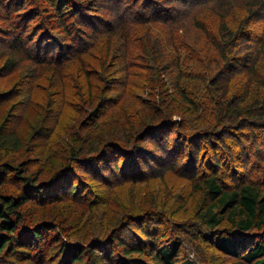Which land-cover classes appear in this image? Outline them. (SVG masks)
<instances>
[{"label": "trees", "instance_id": "obj_1", "mask_svg": "<svg viewBox=\"0 0 264 264\" xmlns=\"http://www.w3.org/2000/svg\"><path fill=\"white\" fill-rule=\"evenodd\" d=\"M213 1L218 6L216 16L202 21L197 9L211 0H0L4 16L9 18L15 11L12 17L22 20L9 24L3 30L4 37H0L12 53L5 57L0 75L8 76L15 69L17 59L13 54L23 51L33 58L28 52L34 39L40 43L36 44L35 56L39 57L38 51L44 55L35 57L37 61L60 75L41 73L47 88H60L55 92L57 106L48 107V120L45 107L37 106L31 97L24 103L18 100L17 96L27 94L34 85V78L19 86H26L25 91L18 88L0 95L1 112L6 101L25 107L12 111L4 121L0 119V264H196L184 256L175 234L181 230L177 225L185 220L176 222L177 208L166 210L168 201H156L161 197L149 191L144 194L149 211L142 210L140 215L124 212L127 204L111 198L115 204L108 207L111 215L105 218L110 227L100 237L87 231L93 214L85 216L87 222L80 228L86 232L76 239L68 235L70 231L79 233V228L72 225L76 217L72 209L38 213L24 208L27 202L44 208L70 201L90 209L97 207L99 198H108L112 190L164 177L168 171L191 180L190 195L201 194L202 205L194 223L202 244L245 264H264V178L258 182L250 178L257 164L250 165V149L242 142L248 131L245 141L262 145L264 100L254 98L241 104L246 100L244 92L218 104L211 123H191L185 118L187 110L197 114L199 105L194 99L201 91L213 87L225 94L230 80L241 73L248 76L249 85L259 82L264 86L259 70L264 64V26L256 27L257 22H264V0H253L259 7L236 0ZM101 4L110 18L98 20L93 15ZM48 8L52 12L45 16ZM185 17L194 18L189 26L202 37L181 34ZM151 23L167 29L158 37L152 36L146 28ZM136 25L142 33H131ZM22 28L27 29V38L20 33ZM61 39L70 43L68 50H64L66 44ZM154 43L159 46L151 51L149 46ZM89 50L98 56L97 67L86 65V57H82ZM71 57L78 59V66L69 68L71 73H78L75 77L60 70ZM141 59L159 60L160 70L168 76L160 83L161 91L163 80L172 83L176 98L187 110L174 109L163 115L138 95L140 89L141 94L145 92L146 85L139 80L132 84L131 78L135 61ZM112 67L116 77L107 73ZM156 81L153 78L148 82ZM75 106L73 114L69 108ZM27 107L39 114L34 124H27ZM125 107L127 113H122ZM109 109L110 114L104 117ZM113 113L111 121L121 124L122 131L118 134V129H112V135H122L124 124L129 127L123 140L108 143L100 131L103 119H110ZM69 114L76 125L62 128L65 124L61 126L59 120ZM136 127L142 129L141 133ZM85 129L88 135L83 137ZM232 146L238 147L237 151ZM36 155L46 166L41 165L38 175L33 176L29 170ZM226 159L228 173L223 170L222 160ZM181 162H186L192 173H183V167L178 166ZM108 167L113 171L109 178L105 174ZM95 180L104 188L97 190L99 195L90 196L97 188ZM4 182L13 185L11 189H6ZM42 255V260L35 259Z\"/></svg>", "mask_w": 264, "mask_h": 264}, {"label": "rangeland", "instance_id": "obj_2", "mask_svg": "<svg viewBox=\"0 0 264 264\" xmlns=\"http://www.w3.org/2000/svg\"><path fill=\"white\" fill-rule=\"evenodd\" d=\"M211 0L210 3H204L200 9L198 10V14L197 17L202 20V21H206L207 17L212 15V16H216L217 13V9L218 6L217 4ZM238 4H243L246 3L248 5L253 6L254 1L253 0H236ZM3 3L1 2L0 8L2 7ZM257 7H259L258 4H256ZM98 11H95V13H93L94 16H96V18H98V20H103L107 17L110 18L111 14L110 12L105 13L103 11V5L101 4L100 6L97 5ZM21 9V7L19 8V10ZM152 7L149 8V10H151ZM9 10V9H8ZM48 11H44V15H48L49 12H52V10H50V8L47 9ZM2 11L5 10H1L0 9V37H4V33L3 30L6 29V27H9V24H11L12 22H17L18 24H20L22 22V20H20L19 18L16 19V17H12L14 14L15 15V11H11L10 17L8 18V15H3L5 13H1ZM194 11V10H193ZM90 14V13H89ZM9 19V20H8ZM96 20V19H95ZM185 22L181 24V28L182 32L181 34H185L188 37H192V36H197V37H202L201 35H199L197 32L192 31V27L189 26V23L194 21L192 19H188V18H184ZM55 21V20H54ZM53 21V22H54ZM210 23L211 26L214 25L213 21H208ZM14 24V23H13ZM264 26V22L261 24V22H257L256 27H262ZM132 31H135V33H142V31H140L141 27L139 25L136 26H132ZM26 28V27H25ZM22 28L20 33L26 35L25 38H27V29ZM148 29V31L150 32V34L152 36H156L158 37L160 32H163L167 29V27L165 26H158V24H150V27H146ZM18 29V28H17ZM262 30V29H259ZM17 32V30H16ZM91 32V31H90ZM167 32V31H166ZM11 37L12 35L9 34ZM11 37L9 38V40L11 39ZM106 36L102 37L103 41H106ZM153 39L155 37H152ZM6 41V40H5ZM4 40L2 41L0 39V70H2V66H3V62L5 61V57L10 54H12L10 51H7V43ZM62 41V39H61ZM91 42V41H89ZM63 44H66V47L64 50H68V46L70 43H67V41L63 42ZM36 44H40L38 43V40L34 39V43H32L30 45V50L28 53H30L31 55H33V58L30 59L29 57H26L24 52L21 51L22 53H16L13 54L12 56L17 59V63H16V67L13 70L12 73H10V75H0V95L9 92V91H13L16 90L18 88H21L22 91L26 90V86H22L19 87L22 83H25L29 80H31L32 78H34V85H32L29 89V91H27L28 93L25 95H21V96H17L18 100H20L19 102H21V100H23V103L25 102V99L27 98V101L30 100L31 97V101H35L37 103V106L39 104V106H42L43 108L45 107V110H47V120L50 119V109L48 108L50 105L57 106V102H55V99L57 98L56 93L58 92V90H60V88L57 87H53V89H51L52 87L49 86V88H47L46 85V81L43 79V76H41V73L49 75V74H54L56 77L60 76L57 75L59 74V71L54 70H48V69H44L46 68L45 64H43L42 62H38L36 58L41 59L44 55L39 52V57H36ZM158 44L154 43L152 45L149 46V49L151 51L156 50L158 48ZM55 51V50H53ZM90 54V55H89ZM89 55V56H88ZM28 56V55H27ZM68 56V55H66ZM36 57V58H35ZM82 57H86V65H91L92 67H97L94 64L96 63V59H97V54L94 52V50H89L88 54L86 55H82ZM68 60V61H67ZM67 62H65L64 64H62V67H60V70H63L64 75H67L68 73H71V69H73L75 66H78V59L77 57L74 58H67ZM135 66V75L132 76L131 80H132V84L139 80V82L143 83V85H146L145 88V92L143 94H141V89L138 92V95L141 96V98L143 100L146 99V102L149 106L158 107V110H161V112L163 113V115H168L170 113L173 112L174 109H176L177 111L179 110H184V109H188L187 106L183 105L180 102V99L176 98V95L174 93V91L171 88V84L170 82L164 81L166 79H168V76H166L165 73H163L160 66H158L160 64L159 60L157 62H149L146 59H141V60H137L134 63ZM53 66L49 67L52 68ZM115 67V66H114ZM111 69L108 68L107 73L112 74L113 77H116V75L114 73H112L113 68ZM71 68V69H69ZM260 72L264 75V64H261V68H259ZM43 71V72H42ZM51 71V72H50ZM123 72L119 73L117 75H121ZM78 73L76 72H72L70 75H72V77H75ZM109 74V75H110ZM53 77V76H52ZM153 78H157L156 82H152L149 83V80H153ZM161 78V79H159ZM163 80V88L161 91V82ZM249 78L245 73H241L239 74L236 79H232L230 80V82L228 83V91L224 94L222 93V91H218L216 89H214L213 87H211V89H207L204 91H201L198 95H197V99H194V101H196V104L199 105L198 110L196 111V113L198 114L199 117H201V119L199 117H197V114L195 113H189L188 110L187 112H185V118L188 119L189 122L193 123H197L200 121H205L208 123H211L214 120V117L216 115L215 111V107H218V104L223 103V101L225 100H229L231 98H234L236 96H238L239 94H243L244 92H246V100H244L243 102H241V104L245 103L246 101L253 100L254 98L258 99V100H264V86L252 82L249 85ZM151 86L155 87L152 88ZM56 92V93H55ZM127 91H126V98H127ZM34 97V99H33ZM49 98V101L47 100ZM148 100V101H147ZM128 101V100H127ZM133 101H138L133 99ZM232 101V99H231ZM139 102V101H138ZM155 102V103H154ZM252 102V101H251ZM130 103V101H128L127 105ZM19 103H15L12 104V102H8L6 101V103H4L3 105V109L2 112L0 111V119L2 121H4L6 119V117H8L11 112H16L17 110H23L25 107H20L18 105ZM64 107H69V105H65ZM128 107V106H127ZM127 107L124 108V110L122 111V113L126 112ZM34 109L37 110L38 107L33 106ZM72 113L74 114L76 111V106L74 108H69ZM8 110V111H6ZM119 111V110H118ZM111 112V109H109L107 111V113L104 115V117L108 116ZM120 112V111H119ZM25 113V112H24ZM109 113V114H108ZM127 113V112H126ZM15 114V113H13ZM41 114V112H40ZM143 114H144V110H143ZM177 114V113H176ZM180 114V113H178ZM195 114V115H194ZM43 115V113H42ZM115 113H113L111 115L110 119H103V124L101 125V129L103 128V130L100 131V133L103 134L102 139L104 140V142H113L114 140L120 141L123 140V134L125 133V129H127V127H129V125H125L124 124V129H123V134L122 135H117L114 136L112 135L111 130L112 129H118L119 132L118 134L122 131V125L119 123H116L115 121H111V119L114 117ZM44 116V115H43ZM173 116V115H172ZM196 116V117H195ZM103 117V118H104ZM119 117H122L121 115H119ZM118 117V118H119ZM117 118V119H118ZM175 118V117H173ZM192 118V119H191ZM39 119V114L35 113V110H33L32 108L29 109L27 107V124H29V122L32 124H34V122H37ZM116 119V121H117ZM0 120V123L2 122ZM193 120V122H192ZM74 120L71 118L70 114L67 115V117L62 118L59 120L60 125H64L62 128H65L66 125H69L71 123V125H76L74 122ZM76 121V120H75ZM126 120L123 121V123H125ZM133 121V118H132ZM21 124L18 123L17 126H19ZM58 125V123H57ZM30 126V125H29ZM29 126H27V128H29ZM59 127V126H58ZM83 126H81L82 128ZM138 132L141 133V128L136 127ZM231 128V127H229ZM135 130V129H134ZM83 131V137H86V135H88V131L87 129L82 130ZM127 131V130H126ZM245 131V130H244ZM246 132V136H244V141H242L244 143V148H249V159L250 160V165L253 166L255 164H257V168H255L254 170H252V173L250 175V178H253L255 182H258L260 180H262L264 178V141L259 144H256L257 146H253L251 141L246 142L245 138H247V132ZM82 137V138H83ZM228 138V137H227ZM54 140H56V138H54ZM38 142L39 141H35ZM146 142V141H145ZM144 142V143H145ZM150 142V141H148ZM230 142V140H229ZM37 143V144H38ZM233 147L234 151H237L238 147ZM231 147V148H232ZM226 150V148H225ZM227 151V150H226ZM246 153H248V150H243ZM228 153V152H227ZM205 154V153H204ZM206 154H208V152H206ZM209 155V154H208ZM224 156V155H222ZM205 156H203L204 158ZM38 158V159H37ZM207 156L203 159L204 161L207 160ZM34 162L32 161V165L30 166V172L32 173L33 176H37L38 173L40 172V166H46L42 163H40L39 161V156H35L33 157ZM223 164H224V168L225 169V173H228V169L225 168V163L226 161H229L228 159L226 160H222ZM212 162V161H211ZM234 162V160H233ZM184 162L178 163V166H182L183 167V173L187 172V173H192L189 166L187 165V163L185 162L184 165H182ZM101 165L104 167L107 166L106 164H104L103 162H101ZM101 167V166H100ZM153 170V169H152ZM239 170V169H238ZM158 169H156L155 171L153 170V173L155 172L156 175L159 173L157 172ZM111 173L113 174V171L110 170V168H106L105 169V174L108 176V178L110 177ZM223 173V172H222ZM44 176H47L46 174H44ZM48 178V177H47ZM233 181V180H232ZM4 187L6 189H11V187L13 185L8 184L9 182H4ZM101 182L95 180L93 182V184H96L97 188H94L91 191L90 196H94L93 194L96 193L97 195H99V193H97L98 191H102V189L104 188L103 185L100 184ZM230 184L232 182H229ZM192 189V183L191 180H189L188 178L185 177V175H178V173L176 172H172V171H168V174L165 175L164 177L161 178H153V179H148L145 180L141 183H133L130 185H125L124 187H121L119 189L116 190H112L110 191V193L108 194L109 197L108 198H99L97 200V202H99V204L96 206H94L93 208L89 209V206L86 204H75L74 202H67L64 201L62 203H58V204H50L47 207L44 208H40L39 206H35L33 205V203H29L27 202L26 205L24 206L25 209L28 210L32 209V210H37L38 213H45L46 211L49 212H53V211H57L59 209H66V208H70L72 209L74 212H71L72 215L76 216L73 218L72 220V225L77 226L79 229V233L74 234L73 232H69L68 235L73 236L74 238L78 239V236L81 234H84L86 232L85 229L81 230V226L87 222L85 216L91 217L94 216V221H92L91 227L87 228V231H89V233L91 234V236H95V237H100L102 235H106L107 233V229H109L110 226H106L105 223V218H108L109 215H111L110 211L108 210V207L111 208V206L113 204H115V202L113 200H111V198H114L115 200L119 201L122 205L127 204V208L125 209L124 212H133L135 213L134 215H140L142 210H145L142 213H145L146 211H149L148 209H146L148 207V197L147 195L144 196V194H146V192H151L156 194V196L161 197V198H156V201L161 203V200H163L162 198H165L166 201H168L167 204V209L166 210H171L174 208H177L178 210V220H176V222H181L182 220H185V223H180V225H177L181 230L176 232V236L179 237V239L181 240L182 243V247L184 249V256L191 258L196 264H245L242 261L238 260L237 258L231 257V256H225L222 253L216 252L210 245H204L202 244V242L199 240L198 238V231L196 230V227L198 226L196 223H194V221H196V212L198 210V208L200 207V205H202V197L200 193H196V195L192 196L190 195V191ZM84 191V189H83ZM141 192V194H140ZM81 194H83L84 192H80ZM144 196V197H143ZM106 205H103L105 204ZM30 204V205H29ZM166 208V207H165ZM159 210V209H158ZM138 212V213H136ZM91 213V214H90ZM81 221V224H80ZM106 231H103L105 230ZM73 233V234H72ZM174 234V235H175ZM65 235V234H64ZM44 249V252H46V249ZM41 252H39L40 255ZM42 256H35V259L38 260H42Z\"/></svg>", "mask_w": 264, "mask_h": 264}]
</instances>
